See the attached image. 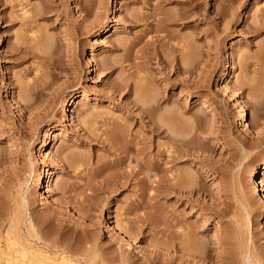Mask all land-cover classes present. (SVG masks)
I'll return each mask as SVG.
<instances>
[{
  "label": "rangeland",
  "instance_id": "374dc122",
  "mask_svg": "<svg viewBox=\"0 0 264 264\" xmlns=\"http://www.w3.org/2000/svg\"><path fill=\"white\" fill-rule=\"evenodd\" d=\"M157 1L0 0L1 264H264V0Z\"/></svg>",
  "mask_w": 264,
  "mask_h": 264
},
{
  "label": "bare ground",
  "instance_id": "6f19581e",
  "mask_svg": "<svg viewBox=\"0 0 264 264\" xmlns=\"http://www.w3.org/2000/svg\"><path fill=\"white\" fill-rule=\"evenodd\" d=\"M160 1H165V0H160ZM160 1H157V3H156V9L158 10V8H160V7H158V4L160 3ZM159 2V3H158ZM154 6V7H155ZM188 6V5H187ZM191 8V7H190ZM153 11H155V9L153 10ZM162 11V10H161ZM191 11V10H190ZM190 11H187V10H175L174 12H172L171 14H165V13H163V11L161 12L163 15V17H161V19L160 20H165V19H170V18H185V17H188V16H190L191 15V13H192V11L190 12ZM159 12V11H158ZM160 13V14H161ZM157 20H159V19H157ZM162 22H165V21H162ZM159 24H160V22H158ZM161 24H163V23H161ZM251 28V27H250ZM260 28H259V26L257 25V26H254L253 27V31H258ZM252 31V32H253ZM192 46V45H191ZM190 46V48H187V50H189L188 52H187V55H188V57L186 58V66H185V71H190V68H189V66H191L192 64H191V62L193 61V46L191 47ZM178 68V70H180L181 69V67L180 66H178L177 67ZM227 83H229V82H232L233 81V75L232 74H229V78H227L226 80H225ZM72 100H71V102H75V100H76V95L75 94H73L72 96ZM145 99H146V97H145ZM151 100H149V102H150ZM148 101H146V102H144V101H142V103H143V105H146L147 107H145L146 109V116H147V119H148V123L149 124H151V125H153L154 126V128H157L158 126L155 124V122H154V120H153V118L151 117V115H150V110L148 111V109H150V108H148V105H149V103L148 104H146ZM150 106V105H149ZM144 108V107H143ZM144 110V109H143ZM144 110V111H145ZM145 113V112H144ZM245 116H247V112L245 113V110L244 109H242V110H240L239 112H238V114H237V120H238V124H239V126H243L244 124H245ZM64 117H68V113H66L65 111H64ZM122 131V130H121ZM121 133V132H120ZM123 133V132H122ZM122 136V135H121ZM124 136V135H123ZM117 139V138H116ZM172 139V140H171ZM115 140V139H114ZM170 140L171 141H175V140H177V139H175V138H170ZM114 143V142H113ZM117 143H118V141H117ZM121 143V142H120ZM122 144V143H121ZM126 144V143H125ZM122 146V145H121ZM125 147V146H124ZM46 148H48V146L46 147ZM122 148V147H121ZM120 149V148H119ZM125 149H128L127 148V146H126V148ZM123 150V149H122ZM124 151H126V150H124ZM172 154H173V152H172ZM175 154H177V153H175ZM171 155V154H170ZM172 156V155H171ZM176 155H174L173 154V157H175ZM123 158H125V156L123 157ZM171 158V157H170ZM172 160H173V158H171ZM148 161V160H147ZM149 163H146V166H148L147 168H149L148 170H152V169H157V167H158V163L155 161L154 163L152 162V163H150V160L148 161ZM160 166V165H159ZM153 170V171H154ZM260 174H264V163L261 165V166H257V167H255V168H253L252 170H251V172H250V174L248 175L249 177H248V180L250 181V183L252 184V187L255 189V191L259 194V193H261V195H262V199H264V187H263V185H261V187H260V184H259V181H258V178H259V175ZM53 175H54V172L52 171V169H50L49 170V172H48V176H44V177H42V178H40L39 179V181H38V183H37V185L40 187V189L41 190H44V183L45 182H50L51 180H52V178H53ZM120 177V176H119ZM124 179H125V177H124ZM176 179H178V178H176ZM117 180H119V178L117 179ZM116 180V184H117V186H122V185H125L126 184V182H128V180H129V178L127 179H125V180H119V181H117ZM179 180V179H178ZM186 181V182H184V181ZM183 180H180V181H178V182H175L174 181V183L173 184H170L169 185V187H171L172 189H175V187H177L178 188V186L180 187V185H185V186H182V187H186V188H193V178H192V176L190 177V176H188V177H186V179H183ZM183 182V183H182ZM172 183V182H171ZM180 184V185H179ZM181 188V187H180ZM263 226H264V220H263ZM26 230L28 231V234L29 235H35V236H37V232L34 230V227H33V224H32V222L29 220L28 221V227L26 228ZM9 233V232H8ZM124 233H126L125 231H124ZM126 235H128V234H126ZM10 239V238H9ZM13 241V240H12ZM11 244H13V242H11V241H9ZM37 250V249H36ZM42 252V251H41ZM45 258H44V263L43 264H76V261L75 260H73L72 258H66V257H68V256H66V257H64V256H62L61 255V259L60 260H55V259H52V258H50V256H44ZM27 261H28V264H41L42 263V259H40L39 257H36L35 255H33L32 253H28V257H27ZM1 264V263H0Z\"/></svg>",
  "mask_w": 264,
  "mask_h": 264
}]
</instances>
